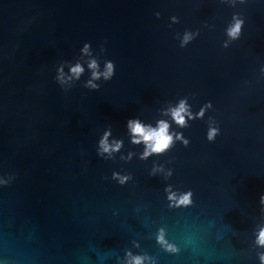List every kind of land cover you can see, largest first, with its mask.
<instances>
[{
	"label": "water",
	"instance_id": "obj_1",
	"mask_svg": "<svg viewBox=\"0 0 264 264\" xmlns=\"http://www.w3.org/2000/svg\"><path fill=\"white\" fill-rule=\"evenodd\" d=\"M261 230L264 0H0V264H264Z\"/></svg>",
	"mask_w": 264,
	"mask_h": 264
},
{
	"label": "clouds",
	"instance_id": "obj_2",
	"mask_svg": "<svg viewBox=\"0 0 264 264\" xmlns=\"http://www.w3.org/2000/svg\"><path fill=\"white\" fill-rule=\"evenodd\" d=\"M242 26V21H237L236 24L229 29V34L233 37H236L240 31ZM188 37L185 38V42L187 41ZM89 46L86 44L84 47V51H87ZM91 68H96L97 63L93 60L90 64ZM72 73L76 74L78 78L79 75L83 72L82 66L77 64L76 66L71 68ZM94 77L99 76V73L94 72ZM105 79H110L114 75V64L112 62H108L106 65V71L103 73ZM91 83V82H90ZM93 87H98V85H93ZM187 111V105L185 101H180L179 105L172 109V115L175 118L176 122L180 125H184L186 123L184 116L182 113ZM128 127L133 135V142L134 143H141L145 144V151L142 154L144 157H147L153 153H162L166 151L174 142L173 135L169 131V124L166 121H158L155 127L151 125H145L139 119H130L128 121ZM218 130H212L209 134V139H214L215 132ZM110 132H106L105 136L100 141L101 151L102 152H111L113 150H118L121 147V142H115L112 145L108 143V136ZM187 143V141H185ZM190 193L184 195L180 199V203L188 204L191 202L190 200ZM175 199V197H173ZM258 243L264 245V230H261L258 238ZM144 257L135 256L132 257L129 261V264H142ZM261 260L264 261V255L261 256Z\"/></svg>",
	"mask_w": 264,
	"mask_h": 264
}]
</instances>
